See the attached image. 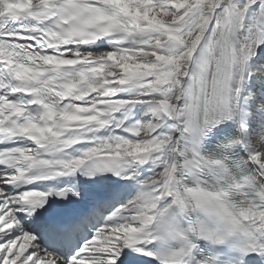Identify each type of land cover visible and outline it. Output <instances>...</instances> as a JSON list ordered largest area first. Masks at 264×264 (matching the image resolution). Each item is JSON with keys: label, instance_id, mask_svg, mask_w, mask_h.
I'll list each match as a JSON object with an SVG mask.
<instances>
[{"label": "snow or ice", "instance_id": "1", "mask_svg": "<svg viewBox=\"0 0 264 264\" xmlns=\"http://www.w3.org/2000/svg\"><path fill=\"white\" fill-rule=\"evenodd\" d=\"M0 264H264V0H0Z\"/></svg>", "mask_w": 264, "mask_h": 264}]
</instances>
